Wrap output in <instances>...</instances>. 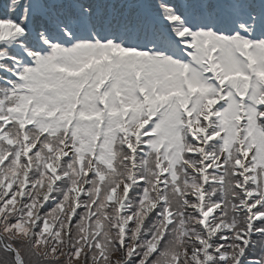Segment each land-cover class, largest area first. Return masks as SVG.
<instances>
[{
  "label": "snow or ice",
  "instance_id": "1",
  "mask_svg": "<svg viewBox=\"0 0 264 264\" xmlns=\"http://www.w3.org/2000/svg\"><path fill=\"white\" fill-rule=\"evenodd\" d=\"M0 264H264V0H0Z\"/></svg>",
  "mask_w": 264,
  "mask_h": 264
}]
</instances>
